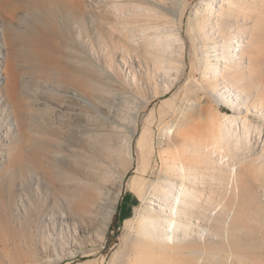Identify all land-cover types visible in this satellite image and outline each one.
<instances>
[{
	"label": "rangeland",
	"instance_id": "obj_1",
	"mask_svg": "<svg viewBox=\"0 0 264 264\" xmlns=\"http://www.w3.org/2000/svg\"><path fill=\"white\" fill-rule=\"evenodd\" d=\"M8 1L24 54L15 106L0 107V264H117L162 166L175 173L179 161L195 173L175 256L264 264V0ZM166 57L174 69L161 67ZM169 123L184 136L168 138ZM136 124L125 160L123 135ZM113 133L118 142L105 144ZM169 186L171 199L179 188ZM90 188L97 199L120 189L118 230L98 236L83 221Z\"/></svg>",
	"mask_w": 264,
	"mask_h": 264
},
{
	"label": "bare ground",
	"instance_id": "obj_2",
	"mask_svg": "<svg viewBox=\"0 0 264 264\" xmlns=\"http://www.w3.org/2000/svg\"><path fill=\"white\" fill-rule=\"evenodd\" d=\"M8 2V0H0V80L5 79L4 82L2 80L0 81V107H7L9 106L8 104H11V107L15 106L13 104L15 103V97L18 92L17 87L19 78V69H16L15 62L17 63L19 56H23L24 54L23 44L18 38V32L13 27V21L16 14L15 9H13L9 5L10 2ZM49 8L52 11L58 9L62 11L61 7L54 8V5L49 6ZM65 10L66 11L64 14L70 12V9L68 8H65ZM205 10L209 11V7H207ZM171 13L173 16H175V10H172ZM176 40H179V38ZM181 49L182 54L180 62L182 64V71L184 72L186 70L187 64L184 59L183 46H181ZM233 49L236 50V47ZM202 54L204 57L202 58V61L206 70L207 66L209 65V58L207 55L208 53L206 50H202ZM165 59L166 62H164V59H160V63H162L161 67L164 70L174 69V64L171 62L173 59H170V57H166ZM173 84L174 80L167 79L164 81L163 88L168 90L173 87ZM164 92L165 90H163L161 93ZM190 98H195V96H190ZM14 109H16V107ZM223 119V116L218 117L217 122L219 123V121H222ZM229 122L230 124L233 123L232 120ZM170 123H172V121ZM170 123L168 126H166V128L170 130L172 127H174V129L168 138L172 139L174 136H184L180 132L178 126H171ZM63 124L66 125L63 120L57 121V125ZM137 127L138 126L136 124L135 129H129L127 133L123 135V139L125 140L123 142L125 147V156L123 155V158L125 160L134 159L131 142L134 140ZM233 129L234 127L226 128V131L227 133H231V131L233 133L235 131ZM113 135H115V137L112 138V141L105 139L103 142L107 145L116 144L120 137L116 136V133H113ZM241 135L243 136L244 140L250 138L251 136L246 124H242ZM239 143H241V141L237 144L239 145ZM100 152L102 153V151ZM118 156L120 157L121 154L119 153ZM179 163L181 165H173V167H175V173H172L171 168L167 165L162 166V175L159 176L156 182L153 184V190L150 192L149 197H147L150 203L146 205L144 210L137 212L134 222H129L130 231L126 240H123L121 252L117 258V264H158L156 261L159 262V264H165V259L168 253L172 252L174 256L180 255V250L177 248L178 245L176 242L180 241V239L185 240L186 228L184 227L182 220L184 217L180 216L179 213L180 211L185 212L188 210L187 208L190 203L189 201H184V196L188 193V188L186 185L188 182L186 181L191 180L195 171L193 166H191L189 174H183L182 170L184 168L182 161H179ZM125 173L126 172L119 171L118 181L120 183H122L125 179ZM169 183L179 188L177 189L178 194L172 196L171 199H169L168 195L165 193V190H168L171 193L173 191V189L170 188ZM109 185L112 186V183H109ZM118 195H120V189L117 190L116 195H112L111 198H106L105 194H102L100 195V199H97L98 194L94 192L92 188H90V190H87L84 198H82L80 201L81 204L84 205L83 213H85V218H83V221L88 227L90 225H97L98 236H103L104 233L110 228L111 218L115 212V208L118 205ZM154 196H161V199L166 203L164 204L165 209L163 210V213L154 210L151 204V201H154L152 198ZM101 200H103V202ZM178 202H183L184 206L180 207ZM176 207L180 208L179 211L178 209L175 210ZM174 211L176 212L174 213ZM177 235H179L181 238H178ZM73 255L75 254L73 253L72 256ZM59 259L61 260V258ZM173 261L174 263L182 264V261L176 256L173 258ZM242 264H245L244 260H242Z\"/></svg>",
	"mask_w": 264,
	"mask_h": 264
},
{
	"label": "trees",
	"instance_id": "obj_3",
	"mask_svg": "<svg viewBox=\"0 0 264 264\" xmlns=\"http://www.w3.org/2000/svg\"><path fill=\"white\" fill-rule=\"evenodd\" d=\"M120 209H121V205L119 204L118 207H117V212L113 216L112 224L110 226V231L118 230V228H119V226H117V225L115 226L114 224H115V222H116V220L118 218Z\"/></svg>",
	"mask_w": 264,
	"mask_h": 264
}]
</instances>
